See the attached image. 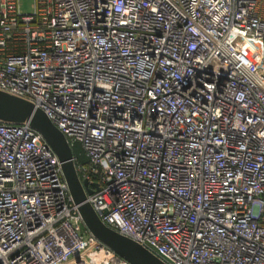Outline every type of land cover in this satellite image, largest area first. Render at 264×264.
I'll list each match as a JSON object with an SVG mask.
<instances>
[{
  "label": "built area",
  "instance_id": "obj_1",
  "mask_svg": "<svg viewBox=\"0 0 264 264\" xmlns=\"http://www.w3.org/2000/svg\"><path fill=\"white\" fill-rule=\"evenodd\" d=\"M0 89L47 114L98 215L167 264H264V0H0ZM0 264H132L29 123L0 121Z\"/></svg>",
  "mask_w": 264,
  "mask_h": 264
},
{
  "label": "water",
  "instance_id": "obj_2",
  "mask_svg": "<svg viewBox=\"0 0 264 264\" xmlns=\"http://www.w3.org/2000/svg\"><path fill=\"white\" fill-rule=\"evenodd\" d=\"M0 121L29 123L42 134L61 162L64 178L85 227L96 238L132 264H167L143 244L112 227L98 215L87 199L88 193L98 189V184L95 183V189L90 188L89 181L81 178L74 150L67 137L41 108L27 98L0 89Z\"/></svg>",
  "mask_w": 264,
  "mask_h": 264
},
{
  "label": "rangeland",
  "instance_id": "obj_3",
  "mask_svg": "<svg viewBox=\"0 0 264 264\" xmlns=\"http://www.w3.org/2000/svg\"><path fill=\"white\" fill-rule=\"evenodd\" d=\"M34 9V0H21V10L24 13H30Z\"/></svg>",
  "mask_w": 264,
  "mask_h": 264
},
{
  "label": "trees",
  "instance_id": "obj_4",
  "mask_svg": "<svg viewBox=\"0 0 264 264\" xmlns=\"http://www.w3.org/2000/svg\"><path fill=\"white\" fill-rule=\"evenodd\" d=\"M80 151H81V147L78 146V147L76 148V153H78V152H80ZM82 159H83V158H82Z\"/></svg>",
  "mask_w": 264,
  "mask_h": 264
}]
</instances>
